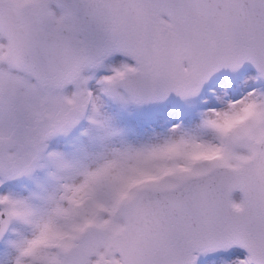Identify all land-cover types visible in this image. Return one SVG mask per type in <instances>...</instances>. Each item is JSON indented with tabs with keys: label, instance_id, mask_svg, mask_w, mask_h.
<instances>
[{
	"label": "snow or ice",
	"instance_id": "1",
	"mask_svg": "<svg viewBox=\"0 0 264 264\" xmlns=\"http://www.w3.org/2000/svg\"><path fill=\"white\" fill-rule=\"evenodd\" d=\"M264 264V0H0V264Z\"/></svg>",
	"mask_w": 264,
	"mask_h": 264
},
{
	"label": "rangeland",
	"instance_id": "2",
	"mask_svg": "<svg viewBox=\"0 0 264 264\" xmlns=\"http://www.w3.org/2000/svg\"><path fill=\"white\" fill-rule=\"evenodd\" d=\"M212 259H214V257H208L207 260L205 261V264H207L208 260H212Z\"/></svg>",
	"mask_w": 264,
	"mask_h": 264
}]
</instances>
